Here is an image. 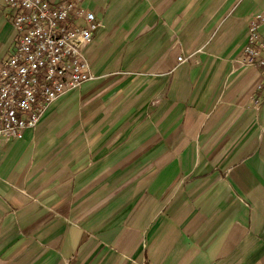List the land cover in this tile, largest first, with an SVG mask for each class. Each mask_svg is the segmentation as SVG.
Wrapping results in <instances>:
<instances>
[{
    "label": "crops",
    "instance_id": "crops-1",
    "mask_svg": "<svg viewBox=\"0 0 264 264\" xmlns=\"http://www.w3.org/2000/svg\"><path fill=\"white\" fill-rule=\"evenodd\" d=\"M80 4L93 77L0 140V264H264V0Z\"/></svg>",
    "mask_w": 264,
    "mask_h": 264
},
{
    "label": "built area",
    "instance_id": "built-area-1",
    "mask_svg": "<svg viewBox=\"0 0 264 264\" xmlns=\"http://www.w3.org/2000/svg\"><path fill=\"white\" fill-rule=\"evenodd\" d=\"M1 2L15 32L0 61V140H10L34 127L60 94L93 77L84 48L101 23L81 0ZM239 62L261 70L255 89L264 91V12L250 17Z\"/></svg>",
    "mask_w": 264,
    "mask_h": 264
}]
</instances>
